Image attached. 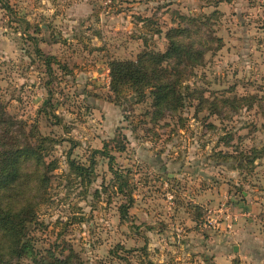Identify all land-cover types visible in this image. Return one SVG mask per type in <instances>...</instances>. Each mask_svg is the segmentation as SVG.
I'll use <instances>...</instances> for the list:
<instances>
[{
    "label": "rangeland",
    "instance_id": "rangeland-1",
    "mask_svg": "<svg viewBox=\"0 0 264 264\" xmlns=\"http://www.w3.org/2000/svg\"><path fill=\"white\" fill-rule=\"evenodd\" d=\"M9 2L0 102L20 143L49 139L54 167L31 230L37 249L74 251L82 264H264V151L250 163L264 150V0ZM181 16L199 18L197 42L220 39L184 80L185 107L159 116L149 91L116 97L110 59L166 52ZM251 97L253 107L239 102ZM70 159L93 161L94 175L83 180ZM115 172L132 192L127 219Z\"/></svg>",
    "mask_w": 264,
    "mask_h": 264
},
{
    "label": "trees",
    "instance_id": "trees-1",
    "mask_svg": "<svg viewBox=\"0 0 264 264\" xmlns=\"http://www.w3.org/2000/svg\"><path fill=\"white\" fill-rule=\"evenodd\" d=\"M0 3L6 11L12 12L9 0H0ZM180 18L179 25L166 34L169 42L166 52L144 51L136 61L110 59V90L116 97L132 91L140 92L141 95L149 91L152 106L159 116L178 112L185 107L186 95L181 92L184 80L192 75L195 67L203 64L205 56L211 51L208 45L220 39L208 35L205 40L200 38L197 42L194 35H198L196 23L199 18ZM200 19L203 26L209 29L210 17L205 15ZM41 53L38 50V54L44 58ZM239 102H247L249 107H253L256 98H244ZM213 106L216 107L215 104ZM17 125L0 102V264H82L74 251L66 255L60 252L59 255L52 250L37 249L31 237V230L38 223L39 210L49 195V179L46 175L53 172L54 167L45 162V155L50 149V146H46L49 139L37 137L39 142L36 145L22 144L17 136ZM263 151L255 150L250 163L254 164ZM98 153L104 152H94ZM32 164L35 171L29 174L28 165ZM69 165L72 172L85 181L94 175L93 161L89 166H84L70 159ZM115 174L118 190L128 200L127 205L121 206L122 218L127 219L129 209L134 205L132 192L128 189V181L118 172ZM34 178L37 182L32 187ZM31 189L38 193L34 204L27 197Z\"/></svg>",
    "mask_w": 264,
    "mask_h": 264
},
{
    "label": "crops",
    "instance_id": "crops-1",
    "mask_svg": "<svg viewBox=\"0 0 264 264\" xmlns=\"http://www.w3.org/2000/svg\"><path fill=\"white\" fill-rule=\"evenodd\" d=\"M236 213H238V212H236ZM252 213H254V212H244V214H245L244 216H246V217L252 216ZM227 224H228V227L231 226V228H230L231 229V231H230L231 233H235L237 235L244 236V233L242 234V232H244V230L239 228L242 224L237 226V223L236 224H232L229 220H227ZM229 224H232V225H229ZM238 229H239V232H237Z\"/></svg>",
    "mask_w": 264,
    "mask_h": 264
},
{
    "label": "built area",
    "instance_id": "built-area-1",
    "mask_svg": "<svg viewBox=\"0 0 264 264\" xmlns=\"http://www.w3.org/2000/svg\"><path fill=\"white\" fill-rule=\"evenodd\" d=\"M229 217H230V214L227 215V218H229ZM229 225H232V224H229ZM229 228H231V226H229Z\"/></svg>",
    "mask_w": 264,
    "mask_h": 264
},
{
    "label": "water",
    "instance_id": "water-1",
    "mask_svg": "<svg viewBox=\"0 0 264 264\" xmlns=\"http://www.w3.org/2000/svg\"><path fill=\"white\" fill-rule=\"evenodd\" d=\"M235 250H237V248H235Z\"/></svg>",
    "mask_w": 264,
    "mask_h": 264
}]
</instances>
